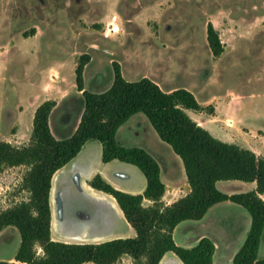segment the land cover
I'll use <instances>...</instances> for the list:
<instances>
[{"label": "rangeland", "instance_id": "rangeland-1", "mask_svg": "<svg viewBox=\"0 0 264 264\" xmlns=\"http://www.w3.org/2000/svg\"><path fill=\"white\" fill-rule=\"evenodd\" d=\"M208 22L224 48L216 65ZM82 54L89 56L83 71L88 91L110 84L112 62H119L129 81L152 77L164 91L188 87L199 103L211 100L204 110L186 111L197 123L215 115L212 122L226 129L253 119L264 126V0H0V142L28 143L31 108L54 82L66 94L60 105L67 111L65 133L72 131L74 70ZM142 117L134 127L154 130ZM25 171L15 166L0 173V211L28 198L21 187ZM17 239L15 227L2 231L0 253L15 251Z\"/></svg>", "mask_w": 264, "mask_h": 264}, {"label": "trees", "instance_id": "trees-1", "mask_svg": "<svg viewBox=\"0 0 264 264\" xmlns=\"http://www.w3.org/2000/svg\"><path fill=\"white\" fill-rule=\"evenodd\" d=\"M206 40L214 57L224 48L212 22L206 26ZM89 56H79L74 70L75 86L83 97V111L73 134L56 138L49 117L56 102L47 99L34 111L29 141L22 146L0 142V173L7 167L25 166L21 187L28 198L0 211V232L15 227L19 246L13 256L17 264H114L129 255L134 264H158L166 252H173L183 264H213L214 244L202 238L191 248L175 244L174 227L184 220L202 218L208 209L231 201L244 207L251 226L232 264H264L258 249L264 233V158L236 143L223 141L193 120L186 110H204L194 94L185 88L164 91L148 77L135 81L124 78L120 64L112 62V85L102 92L84 88L83 71ZM212 110L210 109V112ZM135 113H143L157 132L181 159L190 191L165 205L161 198L165 185L157 161L141 147H126L116 140L118 128ZM98 140L102 161L117 159L138 167L146 178L142 194H129L114 188L100 175L89 184L111 195L135 230L132 238L101 243H68L51 238L49 203L51 179L55 171L73 159L82 145ZM238 180L255 182V188L227 194L216 182ZM143 199L153 201L144 206ZM38 248L41 253H38ZM0 264H9L0 260Z\"/></svg>", "mask_w": 264, "mask_h": 264}, {"label": "crops", "instance_id": "crops-1", "mask_svg": "<svg viewBox=\"0 0 264 264\" xmlns=\"http://www.w3.org/2000/svg\"><path fill=\"white\" fill-rule=\"evenodd\" d=\"M218 58L219 56H213L214 65H216ZM122 75L124 76L123 73ZM83 79L84 88L87 90L84 72ZM150 79L164 90L160 81L152 77ZM112 83L113 81L91 92H102L108 89ZM58 84L59 82H54L52 90L42 92L40 100L31 108V115H34L35 109L43 101L54 100L56 105L50 114L49 125L53 135L62 139L71 136L75 131L84 104L81 92L76 90L74 96L77 100V107L70 108L73 114H76V124L70 133H65L68 127L67 111H60V105L66 99V94L58 87ZM185 89L191 91L197 99V95L192 89L188 87ZM171 90L173 89L168 91ZM210 101L206 100L199 104L204 107L207 103H211ZM213 107L214 112H216L217 106L213 104ZM142 114L135 113L130 116L118 128L116 140L120 145L126 147L136 146L145 149L157 161L160 167L161 180L165 185L161 201L165 205H169L185 196L190 191V186L187 183L182 161L170 145L162 141L155 130L144 128L143 131H140L134 127V123L138 122V125L141 126L144 122ZM215 118L216 116L212 115L211 118H208L207 124H198L207 129L213 136L248 148L256 155L264 158V126L253 119L244 124L236 123V129H226L222 125L212 122ZM220 120L229 125L234 123L230 118ZM230 135H234L235 138H229ZM96 175H100L114 188L129 194H142L146 188V178L138 167L117 159L103 162L101 143L98 140L85 142L77 155L55 171L51 179L49 203L51 238L53 240L96 244L117 238H132L136 235L115 199L109 194L94 189L89 184V181ZM84 187L89 188L92 193ZM216 187L224 193L234 194L254 189L255 182L218 181ZM263 196L261 195L262 198ZM142 204L151 206L153 201L143 199ZM231 219H233V223ZM250 226L251 217L244 207L231 201H223L211 206L200 219H189L178 223L172 231V238L176 245L184 248L194 247L202 238H209L214 244L213 264H232L233 257L244 243ZM19 242L20 239H17L15 251L10 255L6 256L0 253V260L7 261L9 264L12 261L17 263L13 256ZM261 246H264V233L258 249V258L264 257V255L259 254ZM89 263L92 262L84 264ZM114 264H133V261L129 255H123ZM158 264L183 263L173 252L169 251L163 255Z\"/></svg>", "mask_w": 264, "mask_h": 264}, {"label": "bare ground", "instance_id": "bare-ground-1", "mask_svg": "<svg viewBox=\"0 0 264 264\" xmlns=\"http://www.w3.org/2000/svg\"><path fill=\"white\" fill-rule=\"evenodd\" d=\"M111 25V24H110ZM84 184V183H83ZM88 187V186H87ZM86 188V187H84ZM88 192L92 193V191L89 188H86Z\"/></svg>", "mask_w": 264, "mask_h": 264}, {"label": "built area", "instance_id": "built-area-1", "mask_svg": "<svg viewBox=\"0 0 264 264\" xmlns=\"http://www.w3.org/2000/svg\"><path fill=\"white\" fill-rule=\"evenodd\" d=\"M109 27H111L110 29H112V30L114 29L112 25H111V26H109ZM110 29H109V30H110ZM104 35L106 36V34H104Z\"/></svg>", "mask_w": 264, "mask_h": 264}]
</instances>
